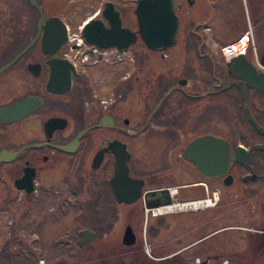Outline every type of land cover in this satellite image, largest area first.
<instances>
[{"label":"flooded vegetation","instance_id":"obj_1","mask_svg":"<svg viewBox=\"0 0 264 264\" xmlns=\"http://www.w3.org/2000/svg\"><path fill=\"white\" fill-rule=\"evenodd\" d=\"M34 1L0 0V207L9 211V199L25 208L23 218L8 221L7 236L35 233L32 243L51 239L40 247L45 253L74 255L97 237L90 226H78L83 218L99 222L106 236L115 233L119 247L110 264L120 254L130 257L123 264H264V149L251 151L247 163L233 162L230 185L225 177L203 176L184 153L199 136L226 138V104L243 108L240 79L217 56L216 16L201 1L183 2L185 30L173 47L180 42L185 54L173 56L146 46L136 15L135 27L125 23L127 0ZM107 1L121 30L137 35L121 51L83 36L89 23L99 37L112 29ZM240 37L239 31L226 44ZM193 59L196 70L187 66ZM218 60L224 67L209 69ZM178 62L184 66L175 72ZM243 88L249 108L252 96L263 111L264 91ZM250 110L264 127V116ZM248 122L262 139L247 148L264 143ZM125 167L127 175L116 177ZM229 186L233 221L211 231L203 221L208 208L159 212L208 197L221 221ZM70 212L72 224L64 226ZM169 216L183 219L166 230ZM83 229L95 237L87 240Z\"/></svg>","mask_w":264,"mask_h":264},{"label":"rangeland","instance_id":"obj_2","mask_svg":"<svg viewBox=\"0 0 264 264\" xmlns=\"http://www.w3.org/2000/svg\"><path fill=\"white\" fill-rule=\"evenodd\" d=\"M200 1L204 4L203 9L206 14L211 18L216 16L214 19V27H217L216 29H218L217 40L219 41V46L216 47L218 57H220V46L235 40L239 31L240 36L247 32L249 34L253 33L258 48L257 51L259 55L261 54L264 49V0H197V4H199ZM182 2L183 1H181V4ZM134 6V1H121V7L124 10V20L129 27H135L136 25V17L133 11ZM186 10L187 7H182L181 9L176 10L180 19L179 40L183 38L181 34L184 33L185 30V23L187 20ZM248 22L250 27L247 25ZM209 35L210 33H207L208 38ZM180 46L181 43L179 42L175 47L170 48L169 52L173 56L185 54L183 47L180 50ZM144 54L148 56L153 55L152 52L147 51L146 47H144ZM246 56H248L250 60H254L251 51H248ZM194 60L195 59H193V64L189 62L187 65L188 67H190L189 65H192V70L198 69V65ZM165 61H174V58L166 59ZM177 64L181 65L173 70L175 72H178L181 67L184 66L181 62H178ZM222 66V62L218 60L214 63L213 68L209 67V69H222ZM249 97L250 101H248L251 106L250 108L255 111V116L263 118L264 110L261 111L255 107L252 103V96ZM261 100L262 99H259V101ZM224 136L228 138L233 145L242 144L246 147L255 141H261L262 139L256 134L255 130L248 122L244 109L239 105L233 104H226L225 107ZM233 191L232 186L227 187L228 195L223 200V208L226 213L223 220L219 221L217 219V216L221 214V210H212V206L204 207L208 208L203 215V221L208 223L206 224V231H211L220 224H227L233 221L231 218L232 208L234 206ZM6 202L11 205L9 211H5L3 205L0 207V264H110V256L114 253L111 252V250L118 249L119 247V245L116 244L118 243V240L115 237V233H109L106 236L105 229L99 222L91 223L82 218L78 226H80V228L90 226L95 232H97V237L94 240L81 245V248L77 249L74 255L72 253H64V251H56L55 249L45 253L40 247H46L51 241L50 238L43 237V239L41 238L39 241L32 243L31 240L35 238V233H31L26 237L23 235L20 238H10L7 236L6 232L9 230L7 227L9 223L8 221L10 219L22 217L25 208L24 203H17V201L12 202V200L9 199H7ZM71 214L72 212L68 213L64 218L62 222L64 223V226L72 224V219L70 218ZM182 219L183 217L169 216L168 221H166V223L163 222L162 225L168 228L166 230H170L169 226L171 223H176ZM20 221L23 222L22 225H27L24 223L25 220ZM50 226H52V224L48 223V227ZM29 230L31 232V229ZM31 247L38 249L36 252H32L30 250ZM226 251H228V249H226ZM122 255L123 254H120L117 258L114 256L116 260L120 261L117 262L116 260H113V264H123L122 262L124 259L129 260V256H124L122 258Z\"/></svg>","mask_w":264,"mask_h":264},{"label":"water","instance_id":"obj_3","mask_svg":"<svg viewBox=\"0 0 264 264\" xmlns=\"http://www.w3.org/2000/svg\"><path fill=\"white\" fill-rule=\"evenodd\" d=\"M189 2L191 3V0ZM33 3L36 4L34 0ZM108 5L109 11H112L110 14L112 29L105 30L103 36L99 37L95 35L94 30L89 29L91 25L89 23L83 30V36L88 43L104 48L116 46L121 51L135 42L137 35L135 31L127 28L121 30L118 11L111 10L114 8L112 2L107 1L106 6ZM180 7L181 4H176L174 0H135L133 11L137 17V32L148 48L165 52L176 44L180 27V19L176 10ZM121 38L123 39L121 40ZM260 63L264 66V51L260 56ZM227 65L230 71L240 79L238 82L241 90L240 100L248 120L257 126L258 131L264 135V127L257 125L254 115L245 103L243 88V84L246 83L250 88L264 91V70H260L245 54L234 56L227 62ZM259 149H264V143L255 144L249 148L242 144L233 147L227 138L206 134L193 139L187 145L184 153L196 163L203 176L208 179L225 177V184L230 185L233 182V176L230 173L233 162L247 163L249 153ZM118 158L120 157L118 156ZM117 170L120 171L118 167ZM125 175H127L126 167L122 173L117 172L116 177L122 178ZM82 234L87 240H92L95 237L94 232L88 229H83Z\"/></svg>","mask_w":264,"mask_h":264},{"label":"built area","instance_id":"obj_4","mask_svg":"<svg viewBox=\"0 0 264 264\" xmlns=\"http://www.w3.org/2000/svg\"><path fill=\"white\" fill-rule=\"evenodd\" d=\"M135 1V0H131ZM177 2H181L184 0H175ZM220 56L223 57L224 61H229L232 57L240 55V54H247L248 51L252 52L253 58L256 61L257 65L264 70V66L260 63L259 54L257 51V45L252 33H246L238 38L236 41L226 44L221 47L220 49ZM208 198H202L199 200L190 201L188 206H195L199 205L198 207H204L200 205H204ZM197 203V204H196Z\"/></svg>","mask_w":264,"mask_h":264},{"label":"bare ground","instance_id":"obj_5","mask_svg":"<svg viewBox=\"0 0 264 264\" xmlns=\"http://www.w3.org/2000/svg\"><path fill=\"white\" fill-rule=\"evenodd\" d=\"M213 205H214V202L209 198L204 205H200V206L208 207V206H213ZM198 206L199 205L188 206V205H185V204L174 205V206H168V207L159 208V212L165 213V212H169V211L182 210V209H187V208H195V207H198Z\"/></svg>","mask_w":264,"mask_h":264},{"label":"trees","instance_id":"obj_6","mask_svg":"<svg viewBox=\"0 0 264 264\" xmlns=\"http://www.w3.org/2000/svg\"><path fill=\"white\" fill-rule=\"evenodd\" d=\"M178 9V8H177Z\"/></svg>","mask_w":264,"mask_h":264}]
</instances>
